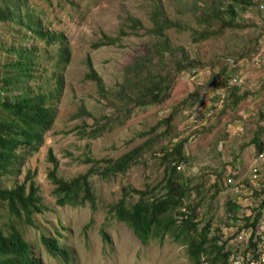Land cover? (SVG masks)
<instances>
[{
	"label": "rangeland",
	"instance_id": "obj_1",
	"mask_svg": "<svg viewBox=\"0 0 264 264\" xmlns=\"http://www.w3.org/2000/svg\"><path fill=\"white\" fill-rule=\"evenodd\" d=\"M7 2L13 19L0 21V71L16 60L14 52L20 47L35 51L37 55L29 57L36 65L30 85L33 93L49 94L56 87L52 73L57 51L65 45L69 53V62L60 73L61 95L48 101L55 110L50 131L43 136L42 145L23 154L17 170L0 178L4 189H12L28 175L34 176L32 182L43 211L32 216L33 226L23 221L17 225L28 243L37 244L35 256L45 264H56L57 258L48 256L39 236L43 233L55 238L58 233L63 239L59 246L71 252L70 264H191L182 239L178 242L167 237L162 242L152 239L142 244L110 212L122 198L135 203L139 192L152 196L166 167L155 150L168 146L171 138L175 143L185 142L187 160L179 167L190 188L191 197L185 205L193 207L201 202L193 211L198 215V225L211 218L214 234L224 249L231 255L242 250L238 235L243 223L230 221L225 205L227 201L248 203V193L257 185L249 171L257 154L252 140L259 136L264 144V7L240 10L234 25L224 28L223 33L200 39V0H0L2 5ZM155 4L171 21L182 22L181 27L167 31L172 51L164 50L162 55L153 47L157 39L149 35V17ZM28 17L37 19L43 34L58 40L41 41L32 29L27 30ZM219 26L216 22L215 27ZM114 38V44L108 43ZM8 48L12 52L8 53ZM140 60H150L153 74L167 78L168 97L159 105L134 108L133 115L119 125L110 120L120 105L116 95L127 78L141 73L135 72ZM190 62H198L195 77L193 69L183 71L182 65L175 66L189 68ZM89 65L101 78L103 92L96 82L85 78ZM225 69L226 74L221 75ZM217 74L219 78L213 81ZM2 76L0 73V79ZM235 76L243 82L237 87L239 93L248 95L233 107L228 96L233 91L229 82ZM4 85L0 81V87ZM170 115L174 116L170 134L162 137L166 127L159 122ZM100 127H105L102 135L90 139L92 130ZM149 140L159 142L157 147L146 151L124 173L104 175L110 162ZM49 151L59 177L71 182L87 176L94 210L88 202L57 205L55 186L49 180L53 170ZM228 181L239 191L233 192ZM258 184L264 191V160ZM13 222L17 223L0 202V227Z\"/></svg>",
	"mask_w": 264,
	"mask_h": 264
},
{
	"label": "trees",
	"instance_id": "obj_2",
	"mask_svg": "<svg viewBox=\"0 0 264 264\" xmlns=\"http://www.w3.org/2000/svg\"><path fill=\"white\" fill-rule=\"evenodd\" d=\"M199 5L198 10L202 12L203 20L198 18V22L203 27H201L202 31L198 34V38L207 39L212 35L223 33L224 28L234 25L233 21L238 17L240 10L264 7V0H200ZM12 19L10 3L0 4V21L11 22ZM28 20L27 30L32 29L41 41L58 40V38L43 34L36 18L29 19L28 17ZM149 20L151 22L149 35L157 39L153 44L157 51L156 54L162 55L164 50L172 51L166 36L167 31L181 27L182 22L171 21L159 4L153 5ZM216 22L220 24L219 27H215ZM186 29L189 30V27ZM116 41L117 38L108 39L110 44ZM7 51L12 52V48H8ZM14 54L16 60L5 64L0 71L3 74L0 81L3 80L5 83L0 87V178L10 175L13 170H17L22 165L23 154H28L29 151L42 145L43 136L50 131L55 115V110L48 106V101L60 97L63 86L60 73L69 62V53L64 45L57 51L55 71L52 73L55 78V90L49 94L33 93L34 90L30 83L34 78L36 65L30 63L29 57L36 52L23 50L20 47ZM197 64L198 62H190L189 68L183 64H175V66L182 65L183 71L193 69L192 72H195ZM226 71L227 69L222 70L221 75L226 74ZM135 72L141 73L133 79L127 78L116 95L120 105L116 106L113 111L116 117L110 120H116L119 125L125 123L127 118L133 115L134 108L159 105L168 97L170 84L162 74L157 72L153 74L150 60L137 62ZM219 74L213 76L212 80L219 78ZM85 78L96 82L98 90L104 91L102 80L95 74L92 65L88 66ZM231 87L233 91L229 92L228 98L233 100V107H235L237 103L245 100L248 94H240L237 87ZM15 90L17 93L14 95ZM173 118L174 116L170 115L159 122L160 126L166 127L162 137H168L170 134L169 125ZM104 130L105 127L95 128L89 134L90 139L94 140L96 135H102ZM173 140L169 139L172 142H169L168 146L158 145L159 149L155 150L160 154L161 164L166 167L163 179L152 189V196L149 197L148 192H139V200L135 203H128L125 198H122L110 207V212L117 222L127 225L142 244L152 239L162 242L167 237L178 242L182 239L187 247L191 264H229L230 252L224 249V243L220 244V238L214 234L211 218L204 225H198V215L193 211L199 207L201 202H195L193 207L184 203L191 197L188 183L179 172L180 165L187 160L183 151L185 142L179 140L175 143ZM252 142L257 152L261 154L264 151L261 138L256 136ZM158 143L155 140H149L132 152L110 162L104 168V175L114 176L124 173L146 151L157 147ZM49 161L53 164L49 180L55 186L54 195L57 205L77 206L88 202L94 210L95 200L87 176H79L68 182L57 175V163L52 158L51 151H49ZM32 178L33 175H28L21 185L14 186L12 189H4L0 183V202L7 206L9 214L19 224L23 221L29 226L32 225V215L41 214L43 211L38 189L32 182ZM28 182L31 183L27 186ZM262 193L264 194V191ZM263 208L264 200L256 208L257 213L254 216L245 217L241 206H238L235 201H227L225 214L235 224L243 223L242 228L256 230ZM104 238L107 239L105 235ZM39 240L49 257L60 259L62 264L72 262L69 248L59 246V241L63 240L60 234L57 233L55 238H51L41 233ZM36 246L35 243L33 250L20 230L4 237L0 229V264H40V261L34 257ZM253 246L250 240V247L253 248Z\"/></svg>",
	"mask_w": 264,
	"mask_h": 264
},
{
	"label": "built area",
	"instance_id": "obj_3",
	"mask_svg": "<svg viewBox=\"0 0 264 264\" xmlns=\"http://www.w3.org/2000/svg\"><path fill=\"white\" fill-rule=\"evenodd\" d=\"M229 85H236L238 87H241L243 85V82L240 78L235 77L229 82ZM263 160H264V152L259 154L252 164L251 178L254 183L258 181L259 165ZM232 190L238 192L239 189L233 187ZM255 191H258V195H255L253 191L249 192L248 193L250 197L248 200L249 202L241 205L247 216L252 215L255 212L257 206L263 200V195L260 194V188L258 185L257 188H255ZM250 234L251 232L247 234L242 233L239 236V240L244 239L245 242H247L248 236H250ZM253 241L256 244L254 249H252L254 255H250V253H248L245 257L236 256L232 259V264H264V218H262L258 223Z\"/></svg>",
	"mask_w": 264,
	"mask_h": 264
},
{
	"label": "clouds",
	"instance_id": "obj_4",
	"mask_svg": "<svg viewBox=\"0 0 264 264\" xmlns=\"http://www.w3.org/2000/svg\"><path fill=\"white\" fill-rule=\"evenodd\" d=\"M3 23V22H2ZM23 50H26V49H24V48H22ZM233 63V62H232ZM231 63V64H232ZM192 74H193V77H195L196 76V74H195V72H192ZM235 77H238V76H235ZM235 77H233V78H235ZM232 78V79H233ZM239 78V77H238ZM231 79V80H232ZM230 80V81H231ZM230 86H234V87H238V86H236V85H230ZM243 86V85H242ZM241 86V87H242ZM238 88H240V87H238ZM264 152V151H263ZM262 152V153H263ZM260 153H258L257 152V154L254 156V158H253V160H252V163H251V166H250V171H249V176H250V179H251V181L253 182V180H252V178H251V167H252V164H253V162H254V160L256 159V157L259 155ZM261 166H262V162L260 163V165H259V172H258V181L256 182V183H254V184H257L258 186H259V188H260V185L258 184L259 183V177H260V168H261ZM34 177V176H33ZM228 184H229V186H230V188L232 189L233 187H236V188H238L239 189V187L238 186H236L235 184H233L232 182H230V181H228ZM257 185H256V187L255 188H257ZM255 188H253L251 191H253L254 192V194L255 195H258V191H255ZM233 191V190H232ZM239 191V190H238ZM251 191H249V192H251ZM233 192H235V191H233ZM260 194L261 195H263V200H264V194L260 191ZM262 200V201H263ZM262 201L260 202V204L262 203ZM238 206H241V204H238V203H236ZM259 204V205H260ZM258 205V206H259ZM258 206H257V208H258ZM6 208H7V206H6ZM241 208H242V206H241ZM242 210H243V208H242ZM7 213H8V216L10 217V218H14L13 216H11L10 214H9V211H8V208H7ZM42 213V212H41ZM257 213V210L255 209V212L252 214L253 216L255 215ZM242 214H244V216L245 217H248L246 214H245V212H244V210H243V213ZM34 215V214H33ZM32 215V216H33ZM250 216V215H249ZM262 218H264V208H263V211H262V216H261V218L259 219V221H258V223L260 222V220L262 219ZM15 219V218H14ZM16 220V219H15ZM17 221V220H16ZM17 224H19L18 222L16 223V222H13V223H11V224H9L8 226H6L5 228H3V227H0V229L2 230V232H3V235H4V237H7V236H9L10 234H12L14 231H18L19 232V228H18V225ZM27 224V223H26ZM28 225V224H27ZM244 225V224H243ZM243 225H240L239 227V230H240V234L238 235V242L241 244V245H243V249L242 250H239L237 253L235 252V253H233L232 255L230 254V256H229V259H228V263L229 264H232V259L234 258V257H236V256H246L248 253H250V255H254V252L252 251V249H254V247H255V243H254V236H255V233H256V230H257V228H256V230H254V229H251V228H249V229H245V228H242L243 227ZM29 226V225H28ZM30 226H33V221H32V225H30ZM258 226V225H257ZM249 232H251V234H250V236H248V241L247 242H245V240L243 239V240H239V236L242 234V233H245V234H247V233H249ZM41 234V233H40ZM252 235H253V238H252ZM250 240H251V242L253 243V248H251L250 247ZM31 246H32V248H33V250H34V247H35V243H31ZM35 252V251H34ZM35 257V259H37V260H39L40 261V264H45L43 261H42V258L41 259H38L36 256H34ZM61 260L60 259H57V263L56 264H61Z\"/></svg>",
	"mask_w": 264,
	"mask_h": 264
}]
</instances>
